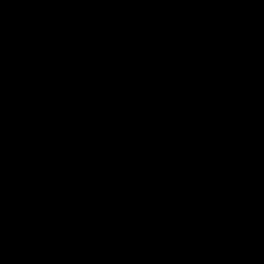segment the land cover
<instances>
[{"label": "water", "instance_id": "water-1", "mask_svg": "<svg viewBox=\"0 0 264 264\" xmlns=\"http://www.w3.org/2000/svg\"><path fill=\"white\" fill-rule=\"evenodd\" d=\"M0 264H264V0H0Z\"/></svg>", "mask_w": 264, "mask_h": 264}]
</instances>
